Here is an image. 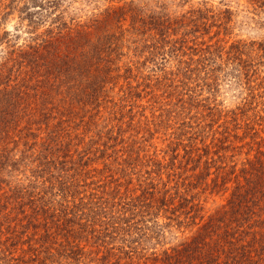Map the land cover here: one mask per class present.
<instances>
[{"label": "rangeland", "instance_id": "374dc122", "mask_svg": "<svg viewBox=\"0 0 264 264\" xmlns=\"http://www.w3.org/2000/svg\"><path fill=\"white\" fill-rule=\"evenodd\" d=\"M56 1L58 6L48 15L52 7L47 12L39 9L48 0H0V64L5 60L0 74V129L11 120L5 91L28 70L17 52L35 34L56 30L54 15L60 14L70 26L87 24L104 9L131 3L142 9L144 17L164 14L168 29L164 37L155 29L142 36L130 32L128 15L113 21L111 31H124L121 56L96 99L89 97L92 74L74 71L71 95L61 88L47 97L53 118L36 130L37 144L29 147L30 139L20 141L12 149L16 166L0 170V193L9 194L13 188L19 195L26 192L20 201L24 204L12 198L1 208L0 222L6 215L8 221L0 226V264H36L32 252L41 254L44 264L113 263L124 256L122 250L128 249L125 245L133 237L120 230L126 223L116 231L106 228L107 217L118 213L119 204L113 203L141 192L159 197L166 190L165 196L200 204L205 218L227 204L229 195L228 190H204L214 176L211 159L221 166L229 164L223 168L228 171L232 162L252 158L254 142L264 137V0ZM29 13H35L34 32ZM35 97L29 92L24 98L33 103ZM25 148L29 152L22 158L20 150L25 153ZM60 176L69 186L59 193L55 181L50 190L51 181ZM80 198L85 203L106 202L107 214L94 215L96 208L87 204L94 214L86 207L83 215L75 210L73 221H67V228L76 234L66 237L56 226L45 232L44 207L56 215L60 205L71 208L72 201L79 203ZM176 200L174 204H179ZM131 208L119 209L121 221L135 222ZM164 216L160 213L159 223L167 222ZM180 219L184 223L172 222L157 244L154 239L149 243L147 253L153 249L150 244L161 250L194 235L197 225L191 218Z\"/></svg>", "mask_w": 264, "mask_h": 264}, {"label": "trees", "instance_id": "16d2710c", "mask_svg": "<svg viewBox=\"0 0 264 264\" xmlns=\"http://www.w3.org/2000/svg\"><path fill=\"white\" fill-rule=\"evenodd\" d=\"M29 1L35 3L36 0ZM57 6L56 0H48L46 4H40L39 9L46 10L52 7L50 11L46 10L50 15ZM34 15L35 13H29L27 18L31 25V32H34L35 25H37ZM126 15L131 20L130 32L143 36L147 30L155 29L161 37L166 35L169 22L164 14L152 13L151 16L144 17L141 8L129 3L117 9H104L101 16L90 19L87 24L70 26L61 19L60 14L54 15L53 20L57 21L56 30L49 28L44 33L42 32L43 35L35 34L34 37L29 38L24 49L18 50L16 56L24 59L28 70L12 87L9 86L10 89L4 94V97L10 100L6 114L11 120L6 123V128L2 126L0 129V170L1 167L8 165L12 168L16 166L17 161L12 162V149L20 141L30 139L29 147L37 144L38 132L36 130H40L49 117L53 118L49 116L53 108L47 105L48 101H51L47 97L49 98L50 93L55 94L61 88L64 93H68V96L72 94L70 90L71 71L92 74L93 78H89L88 83L94 87L89 97L96 99L98 90L105 81V76L112 72L118 57L121 56L119 48L124 31L121 30L117 34L108 26ZM153 42L156 40L152 41L149 46H152ZM43 58L47 66L43 65ZM4 61L0 64V74L3 72ZM16 61L15 59L13 64L11 63V67L16 64ZM34 79L36 83L32 86ZM74 88L76 87L72 89ZM29 92L36 96L33 103L24 98ZM251 135L256 134L254 132ZM11 143L13 146L8 147ZM23 143L27 144L28 141ZM254 143L252 158H247L239 164L232 162L228 171H223V168L229 164L222 162L221 166L219 162L211 159L214 176L209 184L205 182L204 190L209 188V193L228 190L229 195L227 204L221 205L219 211L210 213L205 218L200 214L202 211L200 204H187V199L178 195L165 196L166 190L160 193L159 197H153V195L148 197L145 195L146 192H141L135 198L125 202L113 203L119 204L118 213L114 215L113 212L107 217L104 222L106 228L112 227L116 231L121 223H126L120 230L133 237L125 245L128 249L122 250L123 257L120 256L113 263L104 264H264V137ZM20 152L22 158H25L29 149L25 148V153L24 150ZM211 161L208 163L209 167ZM208 174L207 172L206 175L201 176V180L206 179ZM55 181H58L56 185L59 187L55 189L59 193L65 186H69V181L62 176L57 180L55 177L54 181H51L50 190L54 189ZM228 183L231 185L227 186ZM25 194L26 192H22L20 196L15 188L9 194L0 193V211L5 204H8V199L16 198L19 200L17 204H24L25 202L20 201ZM176 198L180 201L179 204H174V201H177ZM28 200L31 204L34 202L32 196ZM79 200V203L72 201L71 208L67 205H60L56 215L53 210L50 211L48 207H44L41 213L45 232L56 226L64 230L66 237L76 234L67 228L68 222L73 221L72 216H76L77 211L83 215V209L86 207L91 215L94 214L92 206H87V204H93V208H96L94 215L107 214L105 206L103 207L106 202L96 201L97 203L94 204L91 201L85 203L81 198ZM131 207L134 209L132 216L136 217L135 222L130 224L127 220L121 221L118 217L119 209L123 208L126 212H130ZM160 213H165L164 217L167 222L159 223ZM144 216L147 220H144ZM181 216L190 217L191 224L197 225L194 235L161 250H155V244H150L153 246L150 248L153 249L147 253L149 243L154 239L157 244V240L164 235L169 226H172V222L177 226L184 223V219H180ZM196 218L200 220V223L195 222ZM7 221L6 215L0 222V226ZM32 253V261L36 264H44L45 258L41 254ZM133 255L136 256V260H132ZM123 259L126 260L123 261Z\"/></svg>", "mask_w": 264, "mask_h": 264}]
</instances>
